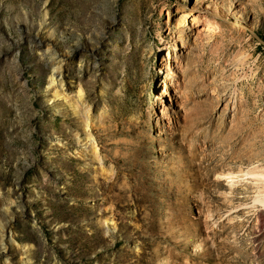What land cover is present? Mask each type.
Segmentation results:
<instances>
[{
  "label": "rangeland",
  "instance_id": "374dc122",
  "mask_svg": "<svg viewBox=\"0 0 264 264\" xmlns=\"http://www.w3.org/2000/svg\"><path fill=\"white\" fill-rule=\"evenodd\" d=\"M259 174L264 0H0V264H264Z\"/></svg>",
  "mask_w": 264,
  "mask_h": 264
},
{
  "label": "bare ground",
  "instance_id": "6f19581e",
  "mask_svg": "<svg viewBox=\"0 0 264 264\" xmlns=\"http://www.w3.org/2000/svg\"><path fill=\"white\" fill-rule=\"evenodd\" d=\"M51 60H54L55 63L51 64L52 70L48 82H49V86L53 89L54 96L60 98L64 103H66L72 109L73 112L75 113L79 112L80 106L82 108H85V102L79 85L75 82L68 81L64 77V71L67 66V62H65L61 58H56V56L54 57L53 55L51 56ZM88 140H89V142L87 143L88 149L92 154H94L97 157L99 152H97L94 142L89 136H88ZM96 159H98L99 163H101L99 157H97ZM222 176L223 179L225 180L232 181V179H234L231 176V174H224ZM256 177L257 180H264V174L256 175ZM256 200L262 203L264 202L259 197H256Z\"/></svg>",
  "mask_w": 264,
  "mask_h": 264
}]
</instances>
